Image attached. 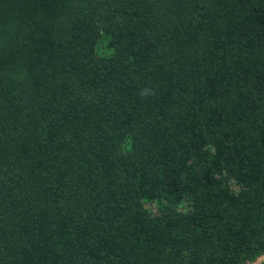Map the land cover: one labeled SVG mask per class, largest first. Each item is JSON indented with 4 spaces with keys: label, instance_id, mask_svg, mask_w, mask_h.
Instances as JSON below:
<instances>
[{
    "label": "trees",
    "instance_id": "16d2710c",
    "mask_svg": "<svg viewBox=\"0 0 264 264\" xmlns=\"http://www.w3.org/2000/svg\"><path fill=\"white\" fill-rule=\"evenodd\" d=\"M259 257L264 0H0V264Z\"/></svg>",
    "mask_w": 264,
    "mask_h": 264
},
{
    "label": "rangeland",
    "instance_id": "374dc122",
    "mask_svg": "<svg viewBox=\"0 0 264 264\" xmlns=\"http://www.w3.org/2000/svg\"><path fill=\"white\" fill-rule=\"evenodd\" d=\"M146 206H147V208H148L152 213L156 211L155 206H154L153 203H147ZM262 262H263L262 257H259V258H257L255 261H253V262H246L245 264H262Z\"/></svg>",
    "mask_w": 264,
    "mask_h": 264
}]
</instances>
